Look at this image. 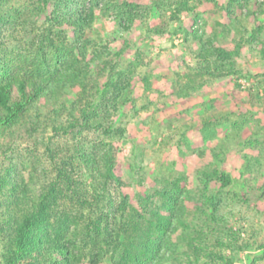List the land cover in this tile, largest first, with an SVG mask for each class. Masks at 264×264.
<instances>
[{
  "label": "trees",
  "instance_id": "obj_1",
  "mask_svg": "<svg viewBox=\"0 0 264 264\" xmlns=\"http://www.w3.org/2000/svg\"><path fill=\"white\" fill-rule=\"evenodd\" d=\"M164 1L152 0V4L160 9ZM93 5L90 0H0V264H79L85 256L80 242L87 238L94 246L88 264H97L100 252L110 253L112 264H234L233 256L228 258L202 246L210 233L224 227L221 216L206 211L200 222L185 220L184 196L189 190L184 187L177 185L173 192L163 187L156 191L164 197L166 214H161L159 207L148 212L141 197V212L126 196L117 204L113 202L111 190L125 185L115 149L104 139L85 142L82 136L125 137L126 130L116 119L131 100L130 79L136 63L129 64L128 73L118 70L121 56L130 47L127 41L112 53L107 45L99 47L85 38L84 32L95 21L98 4ZM175 7L173 14L191 11L187 0ZM41 13L48 21L37 35L38 44L31 41L32 50L16 55L9 44L21 40L13 33L21 29L28 35L27 22ZM140 13L139 6L124 3L118 26L129 31ZM158 27L153 31L163 33ZM192 36L203 66L208 65L202 66V71L212 66L210 75L217 78L235 71L242 42L236 50L228 51L203 34ZM260 51L264 52V42ZM184 77L188 81L187 88L181 90L184 95L204 85L202 78L196 84L201 74ZM141 81L145 89L150 88L148 76ZM72 88H78L77 94L67 100L66 91ZM205 124L210 125L209 120ZM56 139H71L72 143L61 147ZM25 140H30L46 159V176L40 178L33 164L27 181L25 176H14L18 145ZM257 140L250 138L246 145L253 146ZM212 160L196 171L206 205L215 199L206 196L212 182L219 183L221 189L233 184L232 177L220 168L223 158L216 149ZM242 166L247 173L261 168L262 163L245 155ZM31 182L39 184L37 190L31 188ZM261 188L259 200L264 199V182ZM66 201L76 203L77 210L73 212ZM85 207L90 213H84ZM179 229L188 236L184 259L171 239ZM154 231L158 238H153ZM225 232L227 244L217 240L218 245L233 255L254 251L251 263L264 262V242H242L232 229Z\"/></svg>",
  "mask_w": 264,
  "mask_h": 264
},
{
  "label": "rangeland",
  "instance_id": "obj_2",
  "mask_svg": "<svg viewBox=\"0 0 264 264\" xmlns=\"http://www.w3.org/2000/svg\"><path fill=\"white\" fill-rule=\"evenodd\" d=\"M90 1L98 6L92 28L84 32L85 38L99 47L107 45L112 53L127 41L130 47L121 56L118 70L128 73L129 64L136 63L130 79L131 100L116 119L117 125L125 128V137L106 138L93 133L82 136L85 142L104 139L115 149L117 168L125 185L111 190L113 202L117 204L126 196L128 203L140 211L141 197L146 200L143 205H147L148 212L159 207V212L166 214L164 197L156 191L163 187L173 192L180 185L189 190L184 196L188 223L200 222L206 211L217 213L225 222L223 228L209 234L202 246L228 258L233 256L234 264H252L254 251L233 255L217 240L227 244L225 230L232 229L242 242H264V199H258L264 182V52L260 51V43L264 42V0H187L191 11L175 14L172 12L176 3L183 0H165L160 9L154 7L152 0ZM124 3L142 9L127 32L118 26L117 20ZM47 21L43 13L34 15L27 22L29 25L26 23L28 35L21 29L13 33L21 40L9 44L16 55L27 54L32 42L38 44L37 35L46 28ZM156 26L162 27L163 33L154 32ZM193 34H203L228 51L236 50L242 42L235 71L220 78L210 75L212 66L209 71H202L204 63L197 55L199 46L192 39ZM67 38L72 40L69 32ZM187 74H201L196 84L201 78L204 82L202 88L188 96L181 91L187 88ZM144 75L149 77V89L141 81ZM77 91L78 88L68 89L67 100L74 99ZM208 120L210 125L205 124ZM250 138L258 139V143L247 146ZM56 142L61 147L72 143L71 139ZM18 147L20 155L13 163L14 176H25L27 181L32 164L40 178L46 176L43 170L48 163L41 151H35L30 140L22 141ZM214 149L223 158L220 168L232 177L233 184L221 189L219 183L212 182L206 196L215 199L206 205L196 171L213 161ZM245 155L260 159L261 168L244 172ZM30 186L35 191L39 184L31 182ZM65 203L73 212L77 210L76 203ZM84 213H90L89 209L85 207ZM186 234L179 229L171 237L183 259L188 243ZM158 235L152 233L153 238ZM92 242L89 238L80 242L85 256L79 264L91 260ZM97 264H112L110 253L100 252Z\"/></svg>",
  "mask_w": 264,
  "mask_h": 264
}]
</instances>
